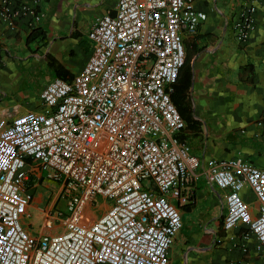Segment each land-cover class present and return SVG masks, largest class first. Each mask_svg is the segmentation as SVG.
Returning <instances> with one entry per match:
<instances>
[{"label": "built area", "instance_id": "obj_1", "mask_svg": "<svg viewBox=\"0 0 264 264\" xmlns=\"http://www.w3.org/2000/svg\"><path fill=\"white\" fill-rule=\"evenodd\" d=\"M41 1L0 0V22L34 29L44 17ZM232 1L231 30L243 44L258 0ZM204 20L193 0H117L87 33L91 51L79 73L44 86L42 111L0 119V264H168L181 228L169 199H187L201 169L175 137L184 122L170 93L184 62L181 35ZM256 126L264 132V122ZM43 170L65 212L45 211L31 235L21 220ZM205 177L227 191L222 229L243 228L264 258V171L230 158L212 163ZM244 186L256 216L240 198ZM96 198L110 203L92 219Z\"/></svg>", "mask_w": 264, "mask_h": 264}, {"label": "crops", "instance_id": "obj_2", "mask_svg": "<svg viewBox=\"0 0 264 264\" xmlns=\"http://www.w3.org/2000/svg\"><path fill=\"white\" fill-rule=\"evenodd\" d=\"M116 2L42 0L44 17L35 27L42 32V41H28L31 30L19 27L11 31L0 22V119L8 122L18 115L42 111L40 101H28L19 92L21 67L48 68V83L55 78L70 81L90 54L86 35L91 26L112 13ZM193 7L205 14V20L192 35H181L184 64L175 82L184 128L177 134L201 162V169L187 184V199L179 203L169 200L180 218L198 211L196 220H188L197 230L185 235L180 228L168 251V264H264L254 240L243 237V228L222 229L227 191L205 177L212 163L230 158H240L264 171V132L256 126L264 122V0H258L255 28L243 44L235 41L231 30L237 11L232 0H193ZM39 179H32L28 209L39 204L34 203ZM239 195L251 216H256L257 202L249 188L244 186ZM106 207L103 203L93 209L104 212ZM88 211L91 218L95 216ZM176 249L178 255H174Z\"/></svg>", "mask_w": 264, "mask_h": 264}, {"label": "rangeland", "instance_id": "obj_3", "mask_svg": "<svg viewBox=\"0 0 264 264\" xmlns=\"http://www.w3.org/2000/svg\"><path fill=\"white\" fill-rule=\"evenodd\" d=\"M19 76L20 80L17 82L19 92L24 93L27 96L28 101L38 103L41 90L51 78V73L48 68H42L41 66L21 67ZM46 173L45 170L41 172V179L37 182V186L34 190V203L39 202V204L32 209H28L25 217L21 220L23 229L31 235L39 233L45 211L53 210L61 213L65 212V202L58 198V185L54 181L47 179ZM103 203L109 204L110 201L96 198L95 206H99ZM91 211L95 214V216H92L94 219L103 213V210L96 212L93 208ZM195 216H198V211H194L192 215L184 213L183 218H180L183 234L187 235L190 232H196V225H193L188 221L191 218L196 220ZM58 224V221H53V227H56ZM178 253L179 251L176 249L174 255H178Z\"/></svg>", "mask_w": 264, "mask_h": 264}, {"label": "trees", "instance_id": "obj_4", "mask_svg": "<svg viewBox=\"0 0 264 264\" xmlns=\"http://www.w3.org/2000/svg\"><path fill=\"white\" fill-rule=\"evenodd\" d=\"M35 39H38L39 41L43 40V34H42V32H40L39 28H34L28 33V36H27V40L28 41H32V40H35ZM183 64H184V62H183ZM170 100H171V103L173 104V106L175 107L177 113L182 118V115H181V113H180V111L178 109V100L176 98V82L173 84L172 92L170 93ZM175 137L177 138V140L179 142L183 143L182 140L179 138L178 134H176Z\"/></svg>", "mask_w": 264, "mask_h": 264}]
</instances>
